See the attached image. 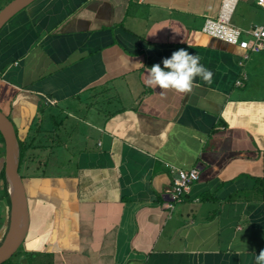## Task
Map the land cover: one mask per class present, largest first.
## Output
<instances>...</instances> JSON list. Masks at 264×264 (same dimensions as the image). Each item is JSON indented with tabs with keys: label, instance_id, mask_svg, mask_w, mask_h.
Segmentation results:
<instances>
[{
	"label": "crops",
	"instance_id": "1",
	"mask_svg": "<svg viewBox=\"0 0 264 264\" xmlns=\"http://www.w3.org/2000/svg\"><path fill=\"white\" fill-rule=\"evenodd\" d=\"M219 4L34 0L3 24L0 111L26 171L27 228L14 262L256 264L264 193L251 192L255 179L264 183V49L239 65L237 47L204 35ZM229 22L246 30L264 13L236 0ZM181 48L200 56L212 82L197 77L189 94L148 86L147 69ZM70 114L80 119L72 130ZM58 149L67 172L36 173ZM2 158L0 136V172ZM169 166L198 170L171 211L162 208ZM6 194L0 179V242Z\"/></svg>",
	"mask_w": 264,
	"mask_h": 264
},
{
	"label": "water",
	"instance_id": "2",
	"mask_svg": "<svg viewBox=\"0 0 264 264\" xmlns=\"http://www.w3.org/2000/svg\"><path fill=\"white\" fill-rule=\"evenodd\" d=\"M34 0H11L0 9V28ZM0 136L3 142L2 171L6 185L9 214L7 230L0 242V264L21 245L27 228V207L22 179L18 174V145L11 121L0 111Z\"/></svg>",
	"mask_w": 264,
	"mask_h": 264
},
{
	"label": "built area",
	"instance_id": "3",
	"mask_svg": "<svg viewBox=\"0 0 264 264\" xmlns=\"http://www.w3.org/2000/svg\"><path fill=\"white\" fill-rule=\"evenodd\" d=\"M264 13V0H254ZM236 0H220L215 17H206L201 25V32L227 45L237 47L241 52L239 65L248 58L249 53H257L264 49V23L241 30L230 24L229 19L235 7ZM247 36L248 38H245ZM239 85V82H235ZM52 104L51 101H48ZM171 174V184L164 192L162 208L171 211L174 205L180 203L191 185L198 179L196 168L182 170L168 167Z\"/></svg>",
	"mask_w": 264,
	"mask_h": 264
},
{
	"label": "clouds",
	"instance_id": "4",
	"mask_svg": "<svg viewBox=\"0 0 264 264\" xmlns=\"http://www.w3.org/2000/svg\"><path fill=\"white\" fill-rule=\"evenodd\" d=\"M200 60L199 55L183 48L178 49L169 58L162 60L163 67L154 64L147 69L146 84L162 90H174L180 94L192 93L197 77L206 83L212 82L213 73ZM256 264H264V250L256 255Z\"/></svg>",
	"mask_w": 264,
	"mask_h": 264
},
{
	"label": "rangeland",
	"instance_id": "5",
	"mask_svg": "<svg viewBox=\"0 0 264 264\" xmlns=\"http://www.w3.org/2000/svg\"><path fill=\"white\" fill-rule=\"evenodd\" d=\"M9 1H11V0H0V9L4 6V5H6ZM63 106V103L62 104H60V105H58L55 109H53L52 108V114L55 116V121H58V119H61L62 117H63V115H61L60 114V108ZM67 107H68V110L71 112V114H72V108H71V106H69V105H66ZM47 113H49V110L48 111H46ZM70 114V116H68L67 118H66V120H65V124H67L68 126H66L67 128L69 127V130H72L71 128H72V126H75V124H74V122L75 123H77V121L78 120H80V119H77V118H75L76 120L74 121L73 119H72V115ZM61 121H62V119H61ZM51 125V124H50ZM80 127H82V126H80ZM51 130V128H49V127H47L46 128V131L47 132H49ZM61 134V133H60ZM69 135H70V140L71 141H73V136H72V134H71V132L69 131ZM49 136H51L50 134H49ZM62 137V136H61ZM61 137H59L60 139H61V141L62 142H65L66 141V139L65 140H62L63 138H61ZM47 138V137H46ZM50 139H51V137H49ZM48 142V141H47ZM69 153V152H68ZM38 154L39 155H45V153H43V152H38ZM23 155V154H22ZM36 156V155H35ZM58 156V157H57ZM46 158V157H45ZM36 159V158H35ZM44 162H48V167H41L40 166V168H38V170L36 171V173H39L40 172V170L41 171H43V173L45 174V175H54L55 176V174H62L61 172H67V169L65 168V167H61V164H67L65 161H67V156L63 153V151L62 150H60V149H58V150H55V152H54V155H50V156H48V158H47V160L46 159H44L43 160ZM36 162H39V158L38 159H36ZM59 167H58V166ZM34 168H32L31 170H33ZM25 173H26V171L24 170V167H23V165H22V159H21V161H20V164H19V168H18V174L20 175V177L21 178H23L24 176H25ZM35 173V174H36ZM258 192H263L264 191V185L262 186V189L260 190V189H258L257 190ZM256 192V190H253L251 193L252 194H254ZM248 193H247V191L246 192H244V196H246ZM21 251V248H18L17 249V251H16V253H15V255L10 259V261H13L14 259H15V257L17 256V254L19 253Z\"/></svg>",
	"mask_w": 264,
	"mask_h": 264
},
{
	"label": "trees",
	"instance_id": "6",
	"mask_svg": "<svg viewBox=\"0 0 264 264\" xmlns=\"http://www.w3.org/2000/svg\"><path fill=\"white\" fill-rule=\"evenodd\" d=\"M17 145H18V168H19V164H20V161L22 159L21 158L22 157V155H21L22 154V152H21L22 151V145H21V143H18V142H17ZM17 171H18V169H17ZM0 179L2 181H4V179H3V171L2 170L0 172ZM254 182H255V184H254L253 190H256L257 193L263 194L264 191L263 192H258L257 191L258 189H260V190L262 189V186L264 185L263 180L262 179H257V180L255 179ZM6 198L8 199L7 194H6ZM15 253L8 260H6L5 262H3L2 264H17L16 262H14V260L13 261H10V259L15 255ZM29 262L30 261H27L28 264H30Z\"/></svg>",
	"mask_w": 264,
	"mask_h": 264
},
{
	"label": "bare ground",
	"instance_id": "7",
	"mask_svg": "<svg viewBox=\"0 0 264 264\" xmlns=\"http://www.w3.org/2000/svg\"><path fill=\"white\" fill-rule=\"evenodd\" d=\"M237 28V27H236ZM239 29V28H238ZM242 30V29H241ZM241 54H242V52H241Z\"/></svg>",
	"mask_w": 264,
	"mask_h": 264
}]
</instances>
